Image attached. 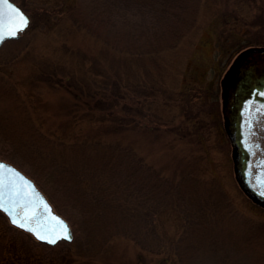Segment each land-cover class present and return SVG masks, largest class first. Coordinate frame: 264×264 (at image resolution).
Instances as JSON below:
<instances>
[{
    "label": "rangeland",
    "instance_id": "374dc122",
    "mask_svg": "<svg viewBox=\"0 0 264 264\" xmlns=\"http://www.w3.org/2000/svg\"><path fill=\"white\" fill-rule=\"evenodd\" d=\"M12 1L29 21L19 32V40L9 43L16 38L7 39L0 45L2 88L11 85L19 97L7 99L0 95V116L13 124H22L23 119L14 115L16 105L20 115L25 107L33 117L38 110L42 117L39 112L51 113L56 104L66 103L62 102L65 97L60 88L43 90L44 103L35 99L39 69L53 63L60 71H70L81 57L91 60L86 55L94 53L95 48L64 10L79 4V0ZM86 1L90 4V0ZM221 4L222 0H206L198 8L194 25L183 33L175 47L148 59L132 61L137 81L151 85L155 101L146 105L145 112L152 114L151 119H137L138 129L123 132L122 137L131 140L135 152L145 161L167 166L166 190L172 192L171 201L156 206L150 201L151 196L139 215L141 221H136L131 230L130 226L122 227L121 223L125 226L127 222L120 221V217L113 223L106 217H82L61 202L58 194L47 197L24 168L25 164L19 165L20 160L0 133V159L34 181L52 209L67 221L72 233L68 242L60 240L47 245L10 223L0 211V264H264V205L251 201L234 178L231 146L222 127L220 110L219 81L234 57L230 56L233 50L248 34L219 32L221 16L217 11ZM237 5L231 11L237 9L244 17L241 21L257 25L252 27L250 37L264 31L260 30L264 29V23H260L264 20L260 16L262 11L251 18L248 5ZM84 12L70 16L78 21V15ZM102 16L104 19L96 23L101 37L109 25L105 10ZM227 19L225 26L234 24L231 18ZM240 24L243 31L245 24ZM250 46L258 45L247 47ZM45 116L43 123L56 121ZM175 195L178 202L173 200ZM17 246L23 252L27 249L30 256L20 257Z\"/></svg>",
    "mask_w": 264,
    "mask_h": 264
},
{
    "label": "trees",
    "instance_id": "16d2710c",
    "mask_svg": "<svg viewBox=\"0 0 264 264\" xmlns=\"http://www.w3.org/2000/svg\"><path fill=\"white\" fill-rule=\"evenodd\" d=\"M232 1L222 0L223 4L218 6L219 32H242V36H248L230 56L251 44L264 46V31L250 37L252 27L257 25L241 21L244 17H240L237 9L232 12L233 5L238 3L239 7L243 3L252 10L251 18L260 11V16H264V0H234L231 4ZM204 2L206 4V0H90L89 4L79 0V4L64 9L76 29H82L81 34L90 38L94 53L86 55L91 60L81 57L73 71H60L53 63L44 70L39 69L34 87L37 101L44 103L43 90L60 88L65 97L62 102L66 103L56 104L51 113L39 112L43 118L38 116L39 110L33 117L31 110L25 107L20 115L17 113L19 105H16L14 115L23 119L22 124H13L0 116V120H4V123L0 121V133L4 134L6 144L48 198L51 193L55 197L58 194L61 202L69 204L85 218L106 217L113 223L120 217V221L127 222L125 226L121 223L122 227L129 229L130 226V230L134 229L136 221H141L139 215L143 214L144 204L151 196L150 201L156 206L171 201L172 192L166 190L167 166L145 161L135 152L131 140L122 137L123 132L138 129L137 119H151L152 114L145 112L146 105L155 101L151 85L137 81L139 77L132 61L148 59L161 50L175 47L183 33L194 25L198 8ZM83 10L78 21L70 16ZM103 10L109 25L101 37L96 23L104 19ZM228 17L234 24L227 27ZM243 22L246 28L242 31L240 23ZM19 39L18 36L8 42ZM2 87L0 82L1 96L19 98L11 85ZM30 107H33L31 103ZM45 115L56 121L43 123ZM173 200L178 202L176 195ZM16 249L20 257L30 256L27 249L24 252L19 246Z\"/></svg>",
    "mask_w": 264,
    "mask_h": 264
},
{
    "label": "water",
    "instance_id": "95a60500",
    "mask_svg": "<svg viewBox=\"0 0 264 264\" xmlns=\"http://www.w3.org/2000/svg\"><path fill=\"white\" fill-rule=\"evenodd\" d=\"M28 16L12 0H0V45L7 39L16 38L28 25ZM15 31V35L9 33ZM264 57V47L250 46L239 51L221 77L220 97L223 129L230 143L234 178L243 193L253 202L264 205V174L253 171L250 161L255 163L258 150L251 155V142L245 134L242 119L241 100L264 82V66L252 63L255 58ZM256 83L258 85H256ZM249 129V127H248ZM260 130H262L259 127ZM259 143L263 135L255 134ZM259 167L264 164L260 158ZM257 187L262 188L261 191ZM0 211L8 221L28 231L32 237L47 245L60 240L72 239L67 221L57 214L34 181L12 164L0 159ZM15 221V222H14ZM23 225V227H21ZM67 233V238L65 237ZM44 236L46 239H39ZM55 240V243H49Z\"/></svg>",
    "mask_w": 264,
    "mask_h": 264
},
{
    "label": "flooded vegetation",
    "instance_id": "af4514ba",
    "mask_svg": "<svg viewBox=\"0 0 264 264\" xmlns=\"http://www.w3.org/2000/svg\"><path fill=\"white\" fill-rule=\"evenodd\" d=\"M258 47H264V46H258ZM252 63L256 66H264V57H261L260 59L258 58L253 59ZM256 85L258 84L256 83ZM240 107H242V111H243L241 121H243L244 131L245 134H247L248 141L251 142V149H252L251 155L256 150L260 151L259 156L256 158L257 161L255 163L253 162V160L250 161L251 168L253 169V171L257 169L258 172H262L264 174V164H261L260 165L261 167H259L258 164L260 158L264 160V82L263 84H260L259 88L251 89L250 93H248L247 96H245L241 100ZM259 127L262 130H260ZM257 132H260L263 135L262 143L255 141L257 140L255 136ZM262 181L264 185V178H262ZM257 189L259 191L262 190V188L259 187H257ZM261 192L264 193V190Z\"/></svg>",
    "mask_w": 264,
    "mask_h": 264
},
{
    "label": "snow or ice",
    "instance_id": "6c2138e0",
    "mask_svg": "<svg viewBox=\"0 0 264 264\" xmlns=\"http://www.w3.org/2000/svg\"><path fill=\"white\" fill-rule=\"evenodd\" d=\"M10 35H15V31H12V32H10L9 33ZM15 222V221H14ZM21 227H23V225H21ZM39 239H46V237H44V236H39L38 237ZM64 238H67V233H65V237ZM49 243H55V240H49Z\"/></svg>",
    "mask_w": 264,
    "mask_h": 264
}]
</instances>
